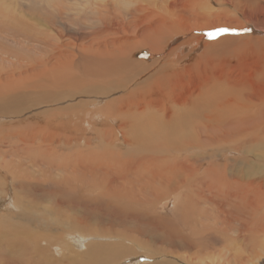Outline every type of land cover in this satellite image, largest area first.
Returning <instances> with one entry per match:
<instances>
[{
    "label": "bare ground",
    "instance_id": "6f19581e",
    "mask_svg": "<svg viewBox=\"0 0 264 264\" xmlns=\"http://www.w3.org/2000/svg\"><path fill=\"white\" fill-rule=\"evenodd\" d=\"M210 1L211 0H138L135 6H131L132 8H128V10H119L107 4L104 8L102 7L103 9L99 14L101 17H97L100 26L98 28L86 27L87 29L95 28L97 32L94 31L93 34H84L78 32V27L76 26L78 25V17L71 13L70 6L63 4V0L57 1V3L54 4L51 0H27L26 5H32V2L36 4L31 9L29 7L30 10H34L36 13L34 20L41 23V20L46 18L44 22L53 32L48 29L44 30L48 34V40L43 43L45 48L40 49L34 44L32 47V54L30 55V64H27L22 54L21 47L27 45L26 40L28 38L34 42H37L40 38L35 31H33L31 36L27 35L31 30L30 25L25 24L22 20H19L17 25H9L11 30L21 29V39H17L16 34L8 35V33L5 37H1L8 47L0 48V65L2 62L9 60V63H6V68L10 73V80L8 82L15 81V84H2L4 88L13 87V89L4 95L0 94V114H4V119L0 120V122L8 124L9 129L18 123H25L27 125L26 127L29 129L27 128L28 130L25 131V133H23L22 130L10 129L4 136L0 137V140L4 144V147H9L5 152L11 155H14V153L19 150V145L25 146L24 148H27L29 145L38 150H41V146H45V150L49 149L50 151H56L52 141L56 136L61 137V134L64 133L59 130V128H56L60 126V123L54 122V117L58 114H51L50 121L44 120L42 121L43 123L39 122L33 124L36 117V115H31L33 114V110L48 102L62 100L68 96L79 95L80 93L83 99L81 104L86 105L89 101H85L84 98L87 97L91 99L93 97L91 94L93 85L88 84V78H85L84 82H81V79H78L80 72H78V75H74L66 70L71 65L70 61L67 59V50L65 48H69L71 43H69L68 46L65 45L63 49L57 50L55 54L54 49L57 47L60 39L64 37L76 38L83 41L84 38H89L90 35L99 36L103 43V48L94 50L90 55L82 56L84 63L88 62L92 64L95 69L85 68L86 66L84 65L82 68V76L97 78L100 86L103 87L100 89L102 92L101 95L94 102V104L101 105L98 109L93 108L90 111L92 117L85 116L87 113L82 106H80L81 109L78 108V114L79 111L84 112L83 115L85 117L82 118L83 120L81 119L82 121L80 120V123L84 127L86 126V129L96 127L93 126L96 124L94 121L97 119L98 113L100 114V118H102V123L104 125L98 132H103L104 135L102 137L101 135H96L97 137H101V142L102 140L105 141L106 147H108L107 141H110L114 151H108V157L106 158H92L93 160L91 159L92 161L87 163L86 168L88 170V176L92 178H90L92 183L87 182V185L91 187V190L95 189L96 191V188H99L100 191L95 195H91L89 188L86 190L87 186L79 194L80 198L102 205L106 202L105 200H108L109 203L106 202L107 205H104L105 208L115 212L117 214V219L121 220V217H123L122 221L124 223H132L135 220V225L137 226L140 225L139 220L141 219L148 218L155 219L156 221L159 220L158 222L164 230L169 229L172 235H177V239L175 241L172 240L175 248L179 247L182 248L181 250H183V248L191 250L194 249L195 246L198 247V249L196 248V256L194 258L200 259L204 249L207 250L206 252L204 251L205 254L217 252V254L222 257V247L219 246H223L227 247V252H225L224 260L219 264H245L247 262L245 256L251 258V256L255 254V250L257 251L258 248L264 247V228L258 229L259 223L261 224L262 221H264V212H259V205H257V201L264 200V179L257 180L255 178V169L257 168H255V164H253L255 161L254 158L256 157H258L256 159L258 163L264 164V91L248 89V87L238 79L240 77L231 78V74L223 73L222 75V72L216 74L215 70L212 69L213 67L211 68L208 64V72H205V66L201 69L199 73V82L197 86L195 85V88L193 87L194 89L190 91L191 93L187 97H172L171 93L175 88V83L172 84L170 79L175 75V79L179 76L183 77L185 73L187 74L192 71V68L189 66L181 70L179 69L178 73L175 71L176 67L180 65L181 62L183 63V61L188 59V55L172 48L169 52L167 51L166 54L163 53L164 55L161 57L159 56V53H161L159 43L162 39H165L164 41L166 42L169 36L179 31L178 26L181 21L187 27L184 31H186L190 37L191 35L198 36L204 40L205 44L210 45L215 42L212 40V35L220 33V37L222 36V28H226L221 26L222 24L224 26H229V28L239 29L241 26V22H238L239 18L242 15L250 16L254 14L253 9H242V12L235 9V20L231 19L228 22L216 23L220 22V20L215 21L216 15L214 16L206 7V3ZM220 1L226 2V0ZM45 2L51 4V18L44 16L42 7ZM123 3L127 2L123 1ZM227 3L235 4L236 2ZM20 4L23 5V3ZM92 4H94V0L89 4L86 3L87 7L85 8H91ZM112 4L115 6L113 0ZM123 6H125V4ZM125 8L126 7H124V9ZM86 9V12L82 14V18L89 19L93 16V11L90 10V14H88ZM187 11H189L190 14L183 15V13ZM25 12L27 13L28 11H24V13ZM49 14L50 12L48 15ZM145 14L148 15V19L151 20L150 22L147 20L144 21V17H146ZM189 16L193 18V20L190 21ZM7 17H9V15ZM69 20L75 21L71 24H67ZM210 21L214 23H210ZM73 26H75V28H73ZM162 26H164L166 30L162 31ZM112 28L118 31L111 30ZM126 29L135 31V38L131 40H129V38H121L122 35H129L128 32L120 31ZM257 31L256 33H264V27H257ZM0 33H6L4 27L0 28ZM172 36H174V34ZM175 36L177 35L175 34ZM194 36L191 37L190 40L196 38ZM230 37L228 39H230ZM223 39L220 42H222ZM113 45L114 47L112 48ZM136 45L138 51H140V46L148 50V58L146 60H132L121 55L125 53L128 54L131 46H133V51L136 50ZM214 45H216V43ZM83 48L86 50L88 46ZM122 48H125L126 51ZM4 49L8 51L5 53ZM207 49L209 50L208 47ZM10 53L15 54V61L12 60ZM198 63H201L200 60H198ZM95 65H97V67H95ZM38 67H40V69H38ZM146 73L148 74L146 75ZM257 75V77L264 79V72L262 70H259ZM112 77H117L118 79ZM159 77L164 78V86H159L155 91V80L152 78L157 79ZM2 80L6 81V78H0V82ZM142 80L146 82L143 89L139 88L140 86L138 87V84H140ZM123 81H125L124 84H122ZM160 81L162 80L160 79ZM76 83L78 84L77 86L69 88ZM19 84L20 86H18ZM65 86H68V88ZM77 87L79 91L76 90ZM178 89L177 91L180 93L182 90ZM152 92L162 94L161 98L164 105L167 107V110H162L163 119L159 118L160 115L143 119L145 113L149 114L146 111L151 110L148 106L153 104V102L156 103L155 100H150V102L147 100V95L150 93L153 94ZM167 92L168 96H165ZM181 94H183V92ZM152 96L154 97V94ZM107 98L109 99L106 100ZM78 99H81L80 96H78ZM102 102H104V105ZM174 110L177 111V113L173 112ZM29 111H32V113L29 114L32 118L30 117L28 121L23 122L21 120L24 116L23 114H26V112L29 113ZM150 115L152 114L150 113ZM78 121L79 120H76V122L68 124V127L76 131H78V129L81 132L86 131ZM111 122H116L117 125L111 127L109 125ZM5 128H8V126H5ZM133 129L140 133L134 136L130 135L128 131ZM59 137L57 138L60 141ZM14 138L20 143H13L12 140ZM143 141H147L150 144V149L152 148L153 151L156 149L159 155L143 156L142 154L140 156L133 155V157H128L127 152H132L129 150L131 146L134 147L139 143H145ZM35 144L38 145L33 146ZM102 144H104V142H102ZM122 145L127 147V150L124 152L121 151ZM33 150L32 148V151ZM22 155L24 156V154ZM32 160L33 159L29 162ZM215 162H221V168H215ZM20 165L19 163L17 166L19 167ZM257 166L258 165H256V167ZM262 166L260 168H262ZM202 168H204V170ZM8 170H10V168ZM226 171L228 172L226 173ZM260 171L261 173L264 172L261 169ZM11 172L9 173L11 174ZM22 172H24V170ZM100 172H105L107 175L100 176ZM20 173L21 172H19V174ZM26 173L28 175V177H26L29 178L28 172ZM11 176L13 175L11 174ZM4 177L6 178V176ZM98 177L101 179L99 182L97 181ZM13 179L16 178L13 176ZM84 179L85 178H83L82 181ZM25 180L27 179L25 178ZM25 180H23V182ZM78 180L80 181V178ZM29 181L31 182L33 180L29 179ZM30 182L28 183L31 185ZM2 183L5 182L3 181ZM24 185L27 184L24 183ZM134 187L135 190H133ZM259 188L260 190H257ZM62 189L64 190L65 188ZM257 191L258 195L256 194ZM70 192L71 191H69V193ZM163 198L165 200L159 204V209L162 211V214L163 211L166 212L169 203L173 204L169 211L170 215H167L169 218L161 216L160 212L157 210L158 208L156 209L157 205H154L158 200ZM29 201L28 199V202ZM60 201L64 202L62 200ZM178 218L180 222L177 221ZM91 219H93V217ZM79 220H89V218L87 216H81ZM158 222L156 223L158 224ZM68 227H70V225ZM157 230L159 231V229ZM99 231L101 230H98V232ZM229 232L233 234V237ZM102 234L104 233L102 232ZM109 234L116 239V243L114 244H118V246L112 247V244L111 248L117 251L118 249H122L121 247L123 245L121 246L120 244L127 242L129 246L124 245V249L130 254H135L136 252L134 251L138 249L141 251L144 250L147 256L149 255L154 259H158L159 257L161 259L163 256L166 258L167 256V253L162 251L161 248V250L154 251L156 248H152L148 244L146 245L153 250L141 246L140 244L142 242L140 241L141 243L139 244L137 237H134L131 233L129 236L125 235L126 233L123 234L115 230ZM85 236L86 234H84L82 238H85ZM239 237L250 241L253 249L247 250L243 248L244 253H242V251L239 254H231L228 244L232 241L236 244L242 241ZM260 237L261 240H259ZM202 238L208 242H202ZM73 241L74 240H72V242ZM194 242L197 243L194 244ZM105 243L107 244V242ZM64 246H66V244ZM67 246H69L68 242ZM91 251L90 249V252ZM100 251L99 249V252ZM166 251L168 252V250ZM172 252L175 254L174 250ZM175 252H177V249ZM262 252H264V250ZM230 257L232 259H230ZM178 258L182 257L178 256ZM190 258L192 257L190 256ZM166 261L170 260L166 258ZM184 261L186 262V260ZM163 262L166 264L164 259L154 264H162ZM170 262L169 264H172Z\"/></svg>",
    "mask_w": 264,
    "mask_h": 264
},
{
    "label": "rangeland",
    "instance_id": "374dc122",
    "mask_svg": "<svg viewBox=\"0 0 264 264\" xmlns=\"http://www.w3.org/2000/svg\"><path fill=\"white\" fill-rule=\"evenodd\" d=\"M51 1L54 4L60 0H51ZM63 1H64L63 2L64 5H68L71 7V13L74 14L76 17H78V19H77L78 25H76L78 27V32L84 33V34H93V32L95 31V28H98L100 26V22L97 20V17H101L99 14L105 5L108 4L111 7L117 8L119 10H128V8L131 9L132 8L131 6H135V4L138 2V0H130L132 3L129 0H118V1L113 0V3L115 5V6H113L112 0H94V4H92L91 8L86 9L85 8V7H87L86 3L89 4L93 0H63ZM101 1H103L104 3ZM120 1H122V2H120ZM123 1H126L127 3L129 2V3L128 4L123 3ZM234 1L235 0H233V1L232 0H226V2H223L220 0H218V1L211 0L210 2L206 3L207 10L209 12H211L214 16L216 15L215 21L220 20V22H216V23H221L224 21L228 22L231 19L235 20V17H234L235 9H238L241 12H242V9H246V10H252L253 9V11H254L253 15H250V16H243L242 15L239 18L238 22H241L240 23L241 26L239 29L229 28V26H224L222 24L221 26L226 27V28H222V30H227V31H221L220 30L221 34H222L221 37L219 35L220 33H217V34L211 36L213 38L212 40L215 41L214 44L216 43V45H214V44L207 45L204 43L203 39H201L198 36H194V35H191V37L194 36L196 38L190 40V38H191L190 35H188V33L186 31H184L185 28H187V27L185 26V24L182 21L180 22V24L178 26L179 31H176V33H173L174 36H172L173 35L172 34L171 36H169L170 39L168 38L166 42L164 41L165 39H162V41L159 43L160 50H161V53H159L160 57L162 55L166 54L167 51L169 52L172 48L177 49V51L188 55V59L183 61V63L181 62V64L176 67L175 71L177 73L179 72V69L181 70L184 67L189 66L192 68V71L190 73H187V74L185 73L183 75V77L179 76L175 79V77H176V75H175L170 79V82L172 84L175 83V88L171 93L172 97H179V98L187 97L191 93L190 91H192L197 86V83L199 82V77H200L199 73L201 72V69H203L204 66H205L204 69H206L205 72H208L207 71L208 66H210L211 68L213 67L212 69L215 70L216 74H218V72H219V74L222 72L221 73L222 75H223V73L224 74H226V73L231 74V78L240 77L238 79L241 82H243L248 87V89H256V90L264 91V79L257 77L258 76L257 73L259 72V70L260 71L262 70L264 72V33H262V34L256 33V32H258L257 27L258 28L264 27V18H263L264 16H262V15H264V0L263 1L262 0H236L235 1L236 3ZM227 2H232V3H235L236 5L231 4V3H227ZM20 3H23L24 6ZM26 3H27V0H0V23H1L0 28L4 27L5 32H6V33H0V46H1L0 48L8 47L3 42V39H1V37H5V35L7 33H8V35L16 34L17 39L22 38L21 29L11 30L9 28V25H17L18 21L22 20L25 24L31 26V30L27 34L28 36H31L33 34V31H35L40 37L37 42H34L30 38H28L26 40L27 45L21 47L22 54H23L24 58L26 59L27 64H30L31 63L30 55L32 54V47L34 46V44L37 47H39L40 49L45 48V46H43V43L48 40V34L44 30L48 29L52 32H53V30L48 28L47 24L44 22V20H46V18L41 20V23H38L37 20H34V18L36 17V13L34 10H30V9L32 7H34L36 4L34 2H32V5L29 6V4L26 5ZM122 3H123V5L125 4V6H123ZM25 6H26V8H25ZM29 7H30V9H29ZM124 7H126L127 9L126 8L124 9ZM84 8L87 10L88 14H90V10L93 11V16L91 18H89V19L88 18L87 19L82 18V14H84L86 12ZM11 10H12V12H11ZM42 10L44 11V16H46L47 18L52 17V14H51L52 8H51V4L49 2L43 3ZM81 10H84V11H81ZM24 11H28V12L24 13ZM154 11H156V10H154ZM189 11L184 12L183 15H186V14L189 15L190 14ZM49 12H50V14L48 15ZM8 15H9V17H7ZM24 16H25V18H24ZM145 16L146 17H144V21L147 20L150 22L151 20L148 19V15L145 14ZM189 19H190V21L193 20V18H191L190 16H189ZM261 19H263V20H261ZM74 21L75 20H69L67 22V24H71ZM212 21H210V23H214ZM246 21H247V23H246ZM146 23H148V22H146ZM254 24H255V26H254ZM86 27H95V28L87 29ZM73 28H75V26H73ZM111 30L118 31L115 28H112ZM164 30H166V28H164V26H162V31H164ZM104 31H105V29H104ZM120 31H125V32H128V34H129V35H122L121 38H129V40L135 38L134 37L135 31H133L132 29H130V30L126 29V30H120ZM95 32H97V31H95ZM175 34L177 36H175ZM83 36H85V35H83ZM8 37H10V36H8ZM229 37H230V39H228ZM222 39H223V41L220 42ZM169 40H170V42H169ZM200 42H201V44H200ZM223 42H226V43H223ZM69 43H71L69 48L66 47L65 49L67 50L66 56H67V59L70 61L71 66H69L66 70L68 72L74 74V75L75 74L78 75V72H80V75H78V79H81L80 80L81 82H84L85 78H88V80H89L88 84L93 85V89L91 91V94L93 97L91 99H89L87 97L84 98L85 101L86 100L89 101L85 105V104H81L82 100H83L81 93L79 95H71V96H68L67 98H64L62 100H57V101L48 102L46 104H43L41 107L33 110V114H31L32 111H29V113L26 112V114L25 113L23 114L24 116L21 119L23 122H26L29 120V118L31 117L29 114H31L33 116L36 115V117L33 121V124L42 122L44 120L50 121V115L51 114H54V113L58 114L57 116L54 117V122L60 123V126H58L56 128H59V130L63 131L64 133L61 134V137L56 136L52 141L56 151H50L49 149L45 150V146H41L40 147L41 150L40 149L38 150L37 148L31 147L29 145L27 146V148H24L25 146L23 147V145H19L18 146L19 150H17L14 153V155H11L10 153L5 152L6 150L9 149V147H7V148L4 147V144L0 140V166H1L0 172L2 173V174L0 173V178H1L0 179V187H1L0 188V235H1L0 236V253H1L0 254V264H134V263L135 264H145V263L154 264V263H159V260H161V259L162 260L164 259L166 264H169L170 261H171L170 263H172V264H186L187 262H188L187 264H190V263L191 264H193V263L194 264H205V263L206 264H219L220 262H222L225 258L224 255H225V252H227V247L219 246V247H222V249H221V253H223L222 257L220 255H218L217 252H214V253L210 252L209 254H205V252L207 250L204 249L205 252L203 251L201 253L202 256L200 259L194 258L196 256L195 255L196 248L198 249V247L195 246V248L191 249V250L185 249V248H183V250H181L182 248H179V247L175 248L172 240L175 241L177 239V235H172V233L170 232L169 229L164 230L161 227L160 223L158 222L159 221L158 219H157L158 221H156L155 219H148V218L147 219L146 218L141 219V220H139L140 225H137V226L135 225V223H136L135 220L132 223H124L122 221L123 217H121V220L117 219V214L115 212H112L110 209L105 208L104 205H107V203H109L108 200H105L107 203L105 202L104 205H102V204H97L96 202H90L86 199L80 198L79 194L82 192V190L88 186L87 184L89 182L92 183V180H91L92 178L90 176H88V170L86 168L87 163L89 161H92L94 158H99V157L100 158H102V157L106 158V157H108L107 156L108 151H114V150L112 149L113 146L111 145L110 141L109 142L107 141L108 147H106V143L104 140H102V142H104V144H102V142L100 141L101 137L104 134H103V132L102 133L98 132V130L100 128H102L104 124L102 123V118H100L99 113L96 117L97 119L94 121L96 123L93 125V126H96L95 128L92 127V128L86 129V126L84 127L80 123V120L83 117H85V116L92 117L90 114V111L93 108L98 109L100 107L101 104H94V102L101 95L102 92L100 91V89L103 88L102 86H100V83L98 82L97 78H90V77L82 76L83 75L82 68L84 65L86 66L85 68L95 69L92 64H90L88 62L84 63L82 56L90 55L96 49H102L103 43H102L99 36H94V35H90L89 38L88 37L84 38L83 41H80L76 38L64 37V38L60 39V42L58 43L57 47L54 49V54L57 50L63 49L65 45L68 46ZM164 44H166V45H164ZM183 45H185V46H183ZM232 45H233V47H232ZM86 46H88V49L85 50L83 47H86ZM133 46L130 47L128 54L125 53V54H121V55L127 59H132V60L133 59L146 60L148 58V50H146L145 48H142L140 46V51H138L137 45H136V50L133 51L132 50ZM206 46L209 48V50L207 49ZM113 47H114V45L112 46V48ZM205 47H206V49H205ZM125 48H122V49L125 50ZM4 51L6 53V51H8V50L4 49ZM215 53H216V55H215ZM10 56L12 57V60L15 61V54L10 53ZM159 59H161V58H159ZM198 60H200L201 63H198ZM8 61L9 60H6L5 62H2V64L0 65V78H6V81L2 80L0 82V94H2V95L6 94L7 92H9L10 90L13 89V87H5L4 88V86L2 85L3 83H6V84L14 83L15 84V81L8 82L10 80V73H9L8 69L6 68L7 67L6 63H9ZM256 62H257V64H256ZM210 63H212V64H210ZM95 67H97V65H95ZM197 67H199V68H197ZM38 69H40V67H38ZM148 73H146V75ZM184 76H186V77H184ZM112 78L118 79L117 77H112ZM190 78L192 81L190 80ZM152 79L155 80V89H154L155 91L159 86H164V78L163 77H159L157 79L152 78ZM160 79L162 81H160ZM124 82L125 81H123L122 84H124ZM20 84H21V82H20ZM20 84L18 86H20ZM145 84H146V82L144 80H142L141 83L138 84V87L140 86L139 88L143 89L145 87ZM77 85H78L77 83L75 85L73 84L69 88H72L73 86H77ZM184 85H187V86H184ZM65 87L68 88V86H65ZM188 87H190L191 90ZM177 89L182 90V91L179 93V91H177ZM76 90L79 91L78 87ZM182 92H183V94H181ZM152 93L154 94V97L152 96L153 94L150 93L147 95V100H148V102H150V100H155L156 103L153 102V104H150V106H148L151 108V110L146 111L149 114L145 113L143 119H147V117H154L155 115H160L159 118L163 119L162 110L163 109L167 110V107L164 105L163 100L161 98L162 94L157 93V92L156 93L152 92ZM186 93H187V95H186ZM120 94H122V93H120ZM78 96H80L81 99H78ZM165 96H168V92L165 93ZM108 99L109 98H107L106 100H108ZM102 103L104 105V102H102ZM97 105H98V107H97ZM80 106H82L84 111L87 113L85 116L83 115L84 112H81V111H79V114H78V108L81 109ZM0 110H1V107H0ZM170 110H172V109H170ZM173 112L177 113V111H175V110ZM150 113L152 115H150ZM3 116H4V114H0V120L4 119ZM79 117H81V118H79ZM76 120H79L78 123L81 124L82 127L86 129V131L81 132L79 129H78V131H76V130L70 129L68 127V124L76 122ZM4 123L5 122H0V137L4 136L6 134V132L9 131L10 129L22 130L23 133H25V131H27L29 129L28 127H26L27 125L25 123H23V124L18 123L17 125L12 126L10 129H9V125L4 124ZM3 125H4V127H3ZM109 125L111 127H115L117 125V123L111 122ZM5 126H8V128H5ZM128 132L130 135H133V136L135 134L140 133L139 131L134 130V129L131 131L129 130ZM96 134L101 135V137H97ZM57 137L60 138V141ZM12 142L15 144L20 143L16 140V138H14L12 140ZM143 142H145V143H139L137 146H134V147L131 146V148L129 150H131L132 152H130V151L127 152L128 157H133V155L140 156L142 154H143V156H148V155H153V156L157 155L158 156L159 155V152L156 149H155V151H153L152 148L150 149V144L147 141H143ZM99 144H101V145H99ZM36 145H38V144H35L33 146H36ZM28 148H31V149H28ZM32 148L34 149L33 151H32ZM121 148H122V150H121L122 152L127 150V147L125 145H122ZM98 149H100V150H98ZM102 151L105 153H103ZM30 153H31V155H30ZM22 154H24V156ZM104 154H105V156H104ZM125 154H126V152H125ZM14 157L16 160L14 159ZM17 158H18V160H17ZM28 158L30 160L31 159H33V160L31 162H29L30 160ZM257 158L258 157L254 158L255 161L253 163V164H255V168L258 169V170L255 169L256 170L255 171V178L257 180H263L264 179V174H263L264 172L261 173L260 169L262 171H264V164L258 163V161L256 160ZM18 162L21 164L19 167L17 166V165H19ZM215 163H216L214 166L215 168H221V166H222L221 162H215ZM256 165H258V166L256 167ZM261 166H262V168H260ZM4 167H5V170H4ZM24 167H25V169H24ZM62 167H64V168H62ZM9 168H10V170H8ZM18 169H19V171H18ZM22 169L24 170V172H22L23 171ZM202 169L204 170V168H202ZM9 172H11V174L17 180L13 179V176H11V174ZM19 172H21V173L19 174ZM26 172H28L29 178H27L28 175ZM227 172L228 171H226V173ZM4 173H5V175H4ZM22 173H24V174H22ZM99 174H100V176H106L107 175L105 172H100ZM4 176H6V178ZM50 176H51V178H50ZM25 178L28 181L25 180ZM79 178H80V181L78 180ZM83 178H85L87 180L84 179L83 180L84 182H83L82 181ZM29 179H31L33 181L30 182ZM2 180L5 183H2L3 182ZM23 180H25V181L23 182ZM100 180H101L100 177H98L97 181L99 182ZM28 182H30L31 185ZM24 183H26L28 186L24 185ZM62 188H65V189L63 190ZM66 188H68V189H66ZM88 188L90 190L89 192L91 195H95L100 191L99 188H96L97 189L96 191H95V189L91 190L90 186H88L86 188V190ZM48 189H50V190H48ZM133 190H135V187L133 188ZM257 190H260V188ZM34 191H36L37 193ZM63 191H65V192H63ZM69 191H71V192L69 193ZM51 193H52V195H51ZM256 194L258 195V191ZM29 196H30V198H29ZM58 196H60V197H58ZM56 197H57V199H56ZM263 197H264V192H263ZM102 198L106 199L105 197H102ZM28 199L30 200L29 201L30 203L28 202ZM63 199H65V200H63ZM70 199H71V201H70ZM60 200H62L64 202H61ZM164 200H165L164 198L160 199L154 205L155 206L157 205L156 209L158 208L157 210L160 212L161 216L168 217L170 215L169 211L171 210L173 204L169 203V206H168L166 212L163 211V214H162V211L159 209V204ZM263 201H257V205H259V210H260L259 212H264V204H263L264 202ZM99 202H100V198H99ZM30 204H32V205H30ZM34 206H36V207H34ZM94 208H95V210H94ZM38 209H39V211H38ZM113 215H116V216H113ZM81 216H87L89 218V220H79V218ZM91 216L93 217V219H91L92 218ZM63 218H65V219H63ZM75 219H76V221H75ZM109 219H112V220H109ZM177 221L180 222V219L178 218ZM156 222H158V224ZM59 224L61 225V227ZM66 224H67V226H66ZM95 224H97V225H95ZM261 224L259 223L258 229L264 228V221H262ZM69 225H70V227H68ZM71 229H72V231H71ZM157 229H159V231ZM93 230L94 231L96 230L95 232H97V233H95ZM98 230H101V231H99L100 233L98 232ZM115 230L117 232H120L123 234L126 233L125 235H129V236L131 233V235H133L134 237H137V239L139 240L138 241L139 244L142 242L140 244L141 246H144L145 248H147L149 250H153L152 248H156V249H154V251H158L161 248L162 251H165L167 253L166 258L169 259L170 261H166V258H164V256L161 259H160V257L158 259L151 258L149 255L147 256V254H145L146 252H144V250L141 251V250L136 249L134 251V252H136L135 254H130L124 249V247L126 245L129 246L127 244V242L120 244L121 246L122 245L123 246L121 247L122 249H118V251L116 249L111 248L112 244H113L112 247L118 246V244H114V243H116V239L109 234V233L114 232ZM102 232L104 234H102ZM128 232H130V233H128ZM136 232H137V234H136ZM84 234H86V236H85V238H82V237H84ZM169 234H170V236H169ZM229 234L233 237V234L231 232H229ZM101 236H102V238H101ZM239 239H241L242 241H239L237 244L234 243L233 241L228 244V247H230L229 251L231 254H239L242 251H243L242 253H244L243 248H245L247 250L253 249L250 241L244 240L240 237H239ZM72 240H74V241L72 242ZM83 240H84V242H83ZM108 240H109V242H108ZM259 240H261V237L259 238ZM201 241L205 242V243L208 242L207 240H205L203 238L201 239ZM67 242H68L69 246H67ZM101 242H103V243H101ZM105 242H107V244ZM88 243L91 245H89ZM196 243L197 242H194V244H196ZM65 244H66V246H64ZM146 244L150 245L152 248L151 247L149 248V246H147ZM102 245H104V246H102ZM95 247H97V248H95ZM89 248L92 250L91 252H90ZM94 248H95V250H94ZM172 248H174V249H172ZM99 249L101 250L100 252H99ZM176 249H177V252H175ZM10 250H12L13 252ZM166 250H168V252ZM173 250H174L175 254H173V252H172ZM263 250H264V247L258 248L257 251L255 250V254H253L251 256V258H249L248 256H245V259L247 260V262L245 264H264V252H262ZM140 251L142 254L141 253L139 254ZM170 251L172 252V254ZM260 252H262V253H260ZM190 253L193 254L194 256L191 255ZM19 254H21V255H19ZM178 256L182 257V258H178ZM190 256L192 258H190ZM207 256H208V258H207ZM175 257H176V259H175ZM204 258H207V259H204ZM230 259H232V258L230 257ZM184 260H186V262ZM22 261H23V263H22ZM101 261H102V263H101ZM201 261L202 262L204 261V262L202 263ZM162 264H165V263L163 262Z\"/></svg>",
    "mask_w": 264,
    "mask_h": 264
},
{
    "label": "snow or ice",
    "instance_id": "6c2138e0",
    "mask_svg": "<svg viewBox=\"0 0 264 264\" xmlns=\"http://www.w3.org/2000/svg\"><path fill=\"white\" fill-rule=\"evenodd\" d=\"M222 31H227V30H222Z\"/></svg>",
    "mask_w": 264,
    "mask_h": 264
}]
</instances>
